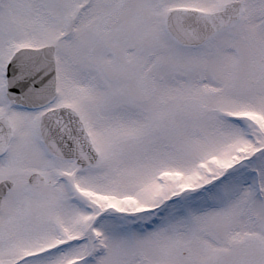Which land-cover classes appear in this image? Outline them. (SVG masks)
Instances as JSON below:
<instances>
[{
	"label": "snow or ice",
	"instance_id": "snow-or-ice-1",
	"mask_svg": "<svg viewBox=\"0 0 264 264\" xmlns=\"http://www.w3.org/2000/svg\"><path fill=\"white\" fill-rule=\"evenodd\" d=\"M0 264H264V0H0Z\"/></svg>",
	"mask_w": 264,
	"mask_h": 264
}]
</instances>
